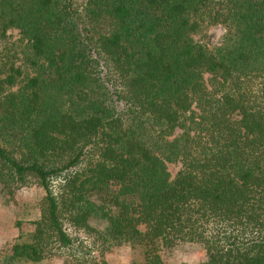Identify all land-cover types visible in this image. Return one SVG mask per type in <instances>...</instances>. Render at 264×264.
<instances>
[{
	"label": "trees",
	"instance_id": "obj_1",
	"mask_svg": "<svg viewBox=\"0 0 264 264\" xmlns=\"http://www.w3.org/2000/svg\"><path fill=\"white\" fill-rule=\"evenodd\" d=\"M32 184L2 264H264V0H0V186Z\"/></svg>",
	"mask_w": 264,
	"mask_h": 264
},
{
	"label": "rangeland",
	"instance_id": "obj_2",
	"mask_svg": "<svg viewBox=\"0 0 264 264\" xmlns=\"http://www.w3.org/2000/svg\"><path fill=\"white\" fill-rule=\"evenodd\" d=\"M224 24L211 25L207 30L206 41L211 46L220 45L226 35ZM9 39L14 42L18 38V30H14ZM22 57V54H21ZM23 64V59L20 61ZM178 132H181L178 130ZM169 171L174 176L181 165L168 164ZM0 186V257L10 252L12 245L18 239L20 233L28 230V224L40 216L39 204L45 196V189L38 184L27 185L10 194ZM163 256L167 264L190 263L198 264L207 261V255L202 246L192 243H183L178 247L165 250ZM106 264H133L132 248L122 246L113 249L106 256ZM69 260L55 256L41 262L27 264H68ZM2 264V263H0Z\"/></svg>",
	"mask_w": 264,
	"mask_h": 264
}]
</instances>
